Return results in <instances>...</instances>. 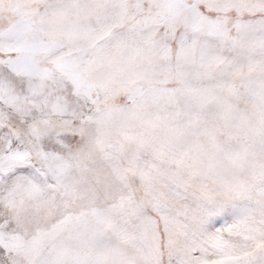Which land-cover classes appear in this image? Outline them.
<instances>
[{
  "label": "snow or ice",
  "instance_id": "snow-or-ice-1",
  "mask_svg": "<svg viewBox=\"0 0 264 264\" xmlns=\"http://www.w3.org/2000/svg\"><path fill=\"white\" fill-rule=\"evenodd\" d=\"M0 264H264V0H0Z\"/></svg>",
  "mask_w": 264,
  "mask_h": 264
}]
</instances>
